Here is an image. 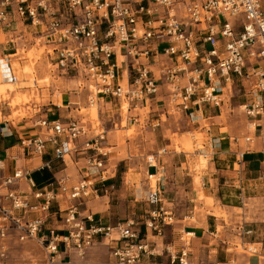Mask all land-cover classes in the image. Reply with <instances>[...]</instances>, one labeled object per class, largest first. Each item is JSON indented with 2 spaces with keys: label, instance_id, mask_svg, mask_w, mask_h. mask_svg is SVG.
<instances>
[{
  "label": "built area",
  "instance_id": "2783aa9c",
  "mask_svg": "<svg viewBox=\"0 0 264 264\" xmlns=\"http://www.w3.org/2000/svg\"><path fill=\"white\" fill-rule=\"evenodd\" d=\"M262 1L0 0V32L12 37L21 30L29 28L30 35L33 31L31 37L47 49L52 65L65 75L88 82L89 106L97 104L100 96L115 101L121 109L122 103L127 110L135 109L160 94L166 99L169 113L204 103L220 107L224 89H229L234 80L241 81L247 84L248 96L242 106L250 118L248 126L255 128L264 115ZM117 52L125 63V83L119 79ZM10 54L0 57V65L8 80L15 81ZM160 56L171 60H161L155 72L151 61H159ZM31 107L40 111L37 104ZM34 125L40 127L41 134L21 138L23 148L41 155L50 143L53 158L65 163L70 152L77 150L76 141L84 136L79 147L85 153V165L81 177L73 183L61 177L47 189L33 190V196L40 199L36 203H30L22 191L9 187L21 179L35 187L28 170L15 169L2 181L4 189L0 186V239L7 238L13 230L18 240L35 241L43 249L44 264H90L86 256L98 239L111 249L106 264H221L193 259V234L184 228L180 231L179 249L166 246V260H151L156 251L148 235H163L164 225L174 223L176 218L164 201L160 178L154 177V184H150L153 174L147 175L143 200L148 210L143 219L128 217L112 225L91 212L82 214L78 206L86 199L115 189L114 184L105 183L109 152L103 144L106 131L100 129L88 135L84 122L75 119L61 122L40 117ZM244 139L252 141L249 136ZM216 146L218 140L214 139L211 147ZM242 156V152L238 153L239 162ZM147 164L155 165L153 154L147 156ZM64 200L69 204L58 210L62 214L59 228L46 227L50 204ZM33 211L44 215L30 218L28 213ZM0 247V264H5L6 248L3 244ZM247 250L264 257V242L258 250Z\"/></svg>",
  "mask_w": 264,
  "mask_h": 264
},
{
  "label": "crops",
  "instance_id": "0c3cea01",
  "mask_svg": "<svg viewBox=\"0 0 264 264\" xmlns=\"http://www.w3.org/2000/svg\"><path fill=\"white\" fill-rule=\"evenodd\" d=\"M262 4L264 7V0ZM115 56L119 65L120 82L125 83L126 80L122 77L125 68L123 56L118 52ZM161 60L169 62L171 59L160 56L159 61H151L150 67L153 71L157 72L156 70L162 63ZM10 65L12 73L15 74L12 62H10ZM68 76L71 79H82L73 75ZM17 78L18 76H16V80ZM0 81L4 82L0 88V94L14 90L10 87L9 80L4 74L1 65ZM19 83H22L20 79L17 80L15 88L20 86ZM86 84L88 97L90 90L87 81ZM33 102L30 103L29 114L20 118L10 117V110L8 113H3L0 108V186L4 189L2 181L6 177L11 176L15 169L28 170L35 183L34 188H31L24 179L16 181L15 184L9 185V187L22 191L30 203L40 201V199L33 196V190L47 189L50 183L61 177H65L67 183H73L81 177L80 171L85 165V153L79 147V144L85 138L84 136L79 137L76 141L78 148L70 152V155L65 158V163L53 158V145L50 143L46 144V150L41 155L32 154L29 150L23 148L20 145L21 138L41 134L40 127L34 125V121L40 117H46L51 120L58 119L61 122L75 119L79 122H84V125L88 127V135L93 134L95 131L92 119L79 114L80 106L76 105L77 102L71 100L70 95L66 98L60 96L58 101ZM33 104H37L40 107L39 112H35L36 110L32 109L31 106ZM116 105L117 103L113 102V100H107L99 96L97 103V109L99 107L97 110V118L100 121L99 129L106 131V140L103 144L110 149L116 147L114 146L115 144H112L115 135H110V131L116 129L115 126L118 123L120 125L123 121L121 108L119 106L116 107ZM166 105V99L159 94L156 97L146 99L138 108H129L124 119L129 127H134L135 134L140 133L138 137H142V133L147 129L155 131L154 123L160 125L163 131V142L159 146L155 141L157 146L154 151L156 152L152 153L155 165L149 166L146 159V174H153L160 178L158 184L163 188L164 201L172 207L176 218L174 223L164 225L163 235H148V240L156 251V255L151 257V260H166L164 250L166 246L176 250L179 249L182 244L179 239L180 231L184 228L193 234L191 237V255L193 259L229 264L231 262L229 256L232 254L228 253V250H230L231 246L223 245L224 240L222 237H216V224L219 222L223 224V221H226V218L223 217L226 216V213H228L227 217L230 223H237L234 226L237 231L241 229V220L245 222V226L249 227L247 230L250 232L243 237L244 242L257 243V239H264L263 207L255 209L256 207L252 205L255 199L264 197V146L261 145V142L264 144V123H258L255 128H250L248 126L249 123H243L242 136L234 129L233 124L216 123V116H220V114L216 113V109L220 111L221 106L216 107L204 103L200 107L192 105L187 111L169 113L165 109ZM190 131L205 133L204 144L207 150L211 152L205 167L199 169V171L189 166V154L186 151H177L173 147L168 148V146L173 144L172 140L166 137L169 133L182 134ZM246 136L252 137V141H245L244 138ZM214 139L218 140V146L212 148L211 143ZM110 143L112 144L111 146H109ZM162 149L163 151L160 152ZM240 152L243 153L241 162L238 159V153ZM119 160H122V157L116 158L115 155H108L106 158V172L108 173L106 184H114L116 188L119 187L118 178L120 175L116 168ZM147 175L143 174L142 171L136 172L134 174V182L130 181L128 185L124 186L125 192L127 190L131 193L133 187L136 190H138L136 187H139V191H142L140 196L143 200L145 191L148 188ZM194 177L199 178L197 189H194ZM198 190L202 193V197H200L202 199L197 196ZM119 191L117 189L109 194H98L90 197L79 205L78 209L82 214L93 213L96 217H100L104 223L115 224L122 222L126 218L119 214L116 215L114 211V208L122 202L117 199L120 196ZM114 193H118L115 194L116 202L112 201ZM100 198L102 200L97 201ZM125 201L131 202V200ZM68 204L69 202L65 200L60 202L53 201L46 213L45 226L59 228L62 214L58 210L65 208ZM134 211L136 210L134 209ZM39 215H44V212L33 211L28 213L30 218ZM241 217L242 219H240ZM247 230H244L245 234ZM18 242H22L23 246H27V244H29L28 246L36 245L43 251L42 247L35 241H20L14 231L10 230L7 238L0 239V246L3 244L6 248V259L11 254L13 244ZM101 242L106 244L102 239ZM223 252L227 253L223 254ZM42 256V264H44V254ZM222 256L227 259L225 261L219 260L218 257ZM87 261L92 264L88 258ZM4 263L7 264L6 260H4Z\"/></svg>",
  "mask_w": 264,
  "mask_h": 264
},
{
  "label": "rangeland",
  "instance_id": "374dc122",
  "mask_svg": "<svg viewBox=\"0 0 264 264\" xmlns=\"http://www.w3.org/2000/svg\"><path fill=\"white\" fill-rule=\"evenodd\" d=\"M32 34L33 31L30 35L29 28L26 29L25 32L21 30L12 33V37H10L8 33L5 34L0 32V56L5 53H13L16 51V53L10 55V59L15 74L18 76L17 80L20 79L22 81L17 88H15L17 80L8 81L10 87L14 90L9 93L0 94V99H7L0 100L2 112L8 113L10 110V117L20 118L21 116L29 114L30 103L33 101L40 103L50 100L58 101L60 96L66 98L70 95L71 100L77 102L76 105L80 106L79 114L91 118L94 130H100V121L97 118V110L99 107L97 109V104L89 106L87 103L88 89L86 81L83 79H71L68 75L63 74L60 69L52 65L47 56V49L44 48L40 42L34 40L31 37ZM3 84L4 82L0 81V88ZM21 84L23 85L21 86ZM246 88V83L241 84V81L234 80L229 89L228 87L224 89L220 111L216 109V113L220 114V116H216V123H231L234 129L241 135L243 134L242 124L249 123L250 120L242 106V104L248 100V96L245 94ZM106 99L111 100L109 98ZM28 105L29 107L27 108ZM117 106H119L118 103L116 107ZM126 107L127 105L122 103L121 114L123 116V121L120 125L118 123V125L115 126L116 129L110 131V135H115L112 144H115L114 146L116 147L112 149L105 147L104 150L109 151L108 155H115L116 158L122 157V160H119L116 164L117 171L120 175L118 178L119 187H115L113 190V192L117 189L120 190L118 192L120 196L117 199L122 201L119 206L114 208L116 215L119 214L124 218L132 217L141 220L147 215L148 210V206L140 196L142 191H139V187H136L138 190L133 187L131 193L127 190L125 192L124 186L128 185L130 181L134 182V174L136 172L142 171L143 174L147 175L145 166L147 156L156 152L154 151L157 146L156 142L161 146L160 144L163 142V131L160 125L154 123L155 131L147 129L142 133V137H138L140 133L135 134L134 127H129L128 123H125L124 119L127 115ZM260 122L264 123V115ZM166 137L173 142L168 148L173 147V149L177 151L184 150L189 154V166L192 169L199 171V169L205 167L210 157V155H203V152H208L204 144L205 133L200 131H190L182 134L169 133ZM112 144L110 143L109 146ZM261 145L264 146L262 142ZM254 146L253 143V147ZM236 167L238 166L236 165ZM147 178L146 176V179ZM149 180L150 184L153 185L155 181L154 178H150ZM193 185L194 189L198 188L199 178L194 177ZM118 193H114V199L112 201H117L115 194ZM197 196L199 199H202L200 198L202 197V193L199 190ZM100 200L102 199H97V201ZM125 200H131V202L128 203ZM252 205L256 207L255 209L263 207L262 211H264V197L255 199ZM134 209L136 211H134ZM227 214L228 213H226V216H223L226 218L223 224L220 222L216 224V237H222L224 240V243H222L223 245L231 246L230 250H228V253L232 254L229 256L231 258L229 264H264V257L250 253L247 250V247H255L258 250L261 246V242H264V239H257V243L244 242L243 237L248 235L244 233V230H247L249 227L245 226V222L241 220V229L237 231V228L234 227L237 223H230ZM240 219H242V217ZM185 236L188 237V235ZM21 243L22 242L13 244L10 256L4 259L7 264H42L43 251L41 248H38L36 245L28 246L29 244L23 246ZM110 250L109 245L98 239V242L89 250L87 258L92 264H106L109 259ZM225 253L227 252H223V254ZM218 259L225 261L227 258L222 256L218 257Z\"/></svg>",
  "mask_w": 264,
  "mask_h": 264
},
{
  "label": "bare ground",
  "instance_id": "6f19581e",
  "mask_svg": "<svg viewBox=\"0 0 264 264\" xmlns=\"http://www.w3.org/2000/svg\"><path fill=\"white\" fill-rule=\"evenodd\" d=\"M95 105H96V104H95ZM96 106H97V105H96ZM93 109H95V108H93ZM154 177H155V175H152V176H151V178H154ZM190 234H191V233H190Z\"/></svg>",
  "mask_w": 264,
  "mask_h": 264
},
{
  "label": "trees",
  "instance_id": "16d2710c",
  "mask_svg": "<svg viewBox=\"0 0 264 264\" xmlns=\"http://www.w3.org/2000/svg\"><path fill=\"white\" fill-rule=\"evenodd\" d=\"M107 180H108V179H107ZM107 180H106V181H107ZM105 183H106V182H105Z\"/></svg>",
  "mask_w": 264,
  "mask_h": 264
}]
</instances>
